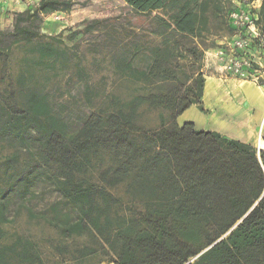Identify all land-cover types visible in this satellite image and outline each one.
<instances>
[{
    "label": "trees",
    "instance_id": "trees-1",
    "mask_svg": "<svg viewBox=\"0 0 264 264\" xmlns=\"http://www.w3.org/2000/svg\"><path fill=\"white\" fill-rule=\"evenodd\" d=\"M124 1L140 15L164 14L156 17L153 33L161 43L152 51L149 69L138 71L132 59H119L124 72L155 86V91L117 102L76 128L38 88H21L17 107L0 104V142L15 150L7 157L8 167L19 153L29 155L27 165L15 173L21 195H28L35 184L33 152H38L59 171L54 182L61 196L79 208L77 220L53 219L52 224L66 237L90 233L104 252L106 245L116 257L114 264H264V151L259 158L252 145L198 130L192 122L178 123L193 106L205 112L201 100L208 81L202 64L195 68L205 53L194 40L208 29L212 17L227 13L228 18L233 8L228 10L223 0ZM71 8L70 2L40 0L34 10L16 15L12 43L45 36L39 27L43 17ZM263 21L264 0L259 24ZM37 53L42 58L59 55L51 44L40 45ZM186 59L192 63L190 72ZM142 106L171 112L170 126L144 131L137 124ZM100 150L114 156V167L102 178L109 188L132 179L127 188L144 209L137 222L114 217L119 199L79 179L91 155ZM2 240L0 228V264H45L31 241L4 245ZM76 252V264H89L98 251L87 246Z\"/></svg>",
    "mask_w": 264,
    "mask_h": 264
},
{
    "label": "rangeland",
    "instance_id": "rangeland-1",
    "mask_svg": "<svg viewBox=\"0 0 264 264\" xmlns=\"http://www.w3.org/2000/svg\"><path fill=\"white\" fill-rule=\"evenodd\" d=\"M58 1L70 2L72 8L69 12L60 11L44 16L39 27L45 36L32 43L13 44L10 33L14 30L16 15L34 10L40 0H24L18 5L14 0H7L6 5L0 6L1 105L17 107L20 104L21 88H38L50 96L60 114L73 126L76 125L74 127L76 128L90 116L104 113L109 107H115V103L129 102L137 96H146L156 88L129 76L119 67V59L122 56L132 59L133 66L138 71L149 69L152 51L161 43V39L153 33L157 26L156 17L164 16L161 11L140 15L124 0ZM223 1L228 10L238 4L237 0ZM254 1L252 7L255 5L261 7L262 0ZM226 15L227 13L218 19L212 17L208 29L194 40L203 54L221 48L227 49L235 38L236 34L229 27ZM261 26L264 29V21ZM43 44H51L59 51V55L42 58L37 49ZM183 63H186V69L190 72L192 64L190 59L184 60ZM198 65L199 68L200 65L203 67V61L197 63L195 68ZM214 71L204 70L206 81L209 82L211 80L209 78L220 79L225 97L233 96L234 92L226 87L230 82L228 80H239L222 78ZM258 89L264 91L259 87ZM208 94L207 91V96ZM210 97L211 104L203 103V99L201 100L205 112L197 106L205 116L195 112L186 116L187 119H192L190 122L194 120L198 129L203 131H213L216 128L211 124V119L206 117L219 111L215 109L212 93ZM223 111L228 114L227 110ZM138 113L137 124L144 131L170 126L171 112L164 108L151 109L142 106ZM221 128L228 129L227 126ZM230 129L232 131L227 130L228 134L234 135V127ZM137 136L139 142H142L141 135ZM14 153L12 147L0 142L2 243L12 245L17 243L18 239H23L22 242L31 241L45 264H76L79 255L76 251L88 246L93 251H98L90 259L89 264H114L113 262L117 261L116 257L106 245L104 252L90 233L66 237L52 224L53 219H58L62 223L66 220H77L79 208L61 196L54 182L59 171L56 166L47 165L38 152H33L38 166L35 184L28 195H21L23 190L17 183L15 173L27 165L29 155L19 153L18 159L9 168L7 157ZM112 167L114 156L107 150H100L91 155L85 165L86 172L78 177L87 183L106 188L119 199L120 202L113 206L114 217L118 215L124 220L135 219L137 222L144 209L140 199L134 198L127 188V183L132 179L115 188H109L102 181L103 173Z\"/></svg>",
    "mask_w": 264,
    "mask_h": 264
},
{
    "label": "built area",
    "instance_id": "built-area-1",
    "mask_svg": "<svg viewBox=\"0 0 264 264\" xmlns=\"http://www.w3.org/2000/svg\"><path fill=\"white\" fill-rule=\"evenodd\" d=\"M6 1L0 0V6L6 5ZM253 4L238 3L228 12L229 27L236 36L227 49L205 52L201 71L214 69L222 78L251 82L264 89V29L259 24L260 6L252 7Z\"/></svg>",
    "mask_w": 264,
    "mask_h": 264
},
{
    "label": "crops",
    "instance_id": "crops-1",
    "mask_svg": "<svg viewBox=\"0 0 264 264\" xmlns=\"http://www.w3.org/2000/svg\"><path fill=\"white\" fill-rule=\"evenodd\" d=\"M209 79L211 80L206 83L204 96L202 98L203 103H212V97H209L212 93L214 105L216 106L215 109L219 110L217 111V113H213L211 116H206L209 118V120L211 119V124L216 127L211 132H217L226 138L252 145L257 149L260 158V152L264 151V130L262 127V124H264L262 123V118L264 116V91L258 89V87L251 82L228 80L230 82H228V85L226 87L227 89H231V91L234 92V95H227L228 97H225L223 93L224 87L222 88V85L219 81L220 79ZM207 91H209L208 96ZM224 99L227 100L224 101ZM223 110H227L228 114H225ZM194 112L200 113L201 116H205L198 110L197 106H193L179 117L178 123L180 125H183L190 122V120L192 119H187L186 116L189 113L194 114ZM216 118L218 119V121L216 120ZM193 121L192 123H194L196 125V128L198 129L196 122ZM220 125L227 126L228 129H226L228 131L231 130L230 127H234V132L236 134H228V131L224 128H221ZM224 131H226L227 133ZM263 196L264 193L262 197ZM259 201L256 202V205H258Z\"/></svg>",
    "mask_w": 264,
    "mask_h": 264
},
{
    "label": "bare ground",
    "instance_id": "bare-ground-1",
    "mask_svg": "<svg viewBox=\"0 0 264 264\" xmlns=\"http://www.w3.org/2000/svg\"><path fill=\"white\" fill-rule=\"evenodd\" d=\"M211 88V87H210ZM209 88V89H210ZM209 92V91H208ZM210 97V96H209ZM262 123H264V116H263V118H262ZM262 127H263V130H264V124H262ZM238 132V131H237ZM264 150V149H263Z\"/></svg>",
    "mask_w": 264,
    "mask_h": 264
},
{
    "label": "water",
    "instance_id": "water-1",
    "mask_svg": "<svg viewBox=\"0 0 264 264\" xmlns=\"http://www.w3.org/2000/svg\"><path fill=\"white\" fill-rule=\"evenodd\" d=\"M241 222H242V221H240V222H239L237 225H239ZM237 225H236V226H237ZM236 226H235V227H236ZM229 233H230V232H229ZM229 233H228L226 236H228V235H229ZM226 236H225V237H226ZM225 237H224V238H225Z\"/></svg>",
    "mask_w": 264,
    "mask_h": 264
}]
</instances>
